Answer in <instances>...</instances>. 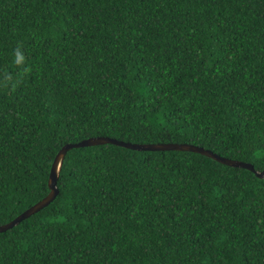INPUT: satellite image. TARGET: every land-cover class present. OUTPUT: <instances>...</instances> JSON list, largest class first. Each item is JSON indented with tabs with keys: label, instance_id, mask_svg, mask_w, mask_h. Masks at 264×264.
<instances>
[{
	"label": "trees",
	"instance_id": "1",
	"mask_svg": "<svg viewBox=\"0 0 264 264\" xmlns=\"http://www.w3.org/2000/svg\"><path fill=\"white\" fill-rule=\"evenodd\" d=\"M97 136L262 171L264 0H0V225ZM58 188L0 231V264H264L250 169L104 143L69 150Z\"/></svg>",
	"mask_w": 264,
	"mask_h": 264
},
{
	"label": "water",
	"instance_id": "2",
	"mask_svg": "<svg viewBox=\"0 0 264 264\" xmlns=\"http://www.w3.org/2000/svg\"><path fill=\"white\" fill-rule=\"evenodd\" d=\"M104 143H113V144L121 145V146L131 148V149H137V150H187V151L199 152V153L205 154L206 156L212 157L213 159L221 163L234 166V167H243V168L250 169L252 171H255L259 177H264V169L262 171H258L255 169L252 163L220 156L219 154L213 152L210 149H206L202 146H197V145H193L190 143L140 144V143H131V142L119 140L117 138H111V137H106V136L90 137L82 141H79L77 143H67L59 150L52 164V168H51V172L49 176V188H50L49 194L46 197H44L42 200H40L39 202L32 205L29 209L21 213L19 216H17L12 221L4 225H0V231H5L9 228H12L16 224H18L21 220L31 216L32 214L44 208L45 206L49 205V203H51L56 198V196L59 194V188H58L59 173H60V170L63 164V160L69 150L73 148L99 145V144H104Z\"/></svg>",
	"mask_w": 264,
	"mask_h": 264
},
{
	"label": "clouds",
	"instance_id": "3",
	"mask_svg": "<svg viewBox=\"0 0 264 264\" xmlns=\"http://www.w3.org/2000/svg\"><path fill=\"white\" fill-rule=\"evenodd\" d=\"M13 63L16 64V65H24V63H25V55L20 49H17L15 51V54L13 56Z\"/></svg>",
	"mask_w": 264,
	"mask_h": 264
}]
</instances>
